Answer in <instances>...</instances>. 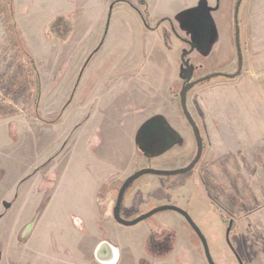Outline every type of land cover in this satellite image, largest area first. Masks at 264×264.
I'll list each match as a JSON object with an SVG mask.
<instances>
[{
	"label": "rangeland",
	"instance_id": "1",
	"mask_svg": "<svg viewBox=\"0 0 264 264\" xmlns=\"http://www.w3.org/2000/svg\"><path fill=\"white\" fill-rule=\"evenodd\" d=\"M54 1L0 0V118H4L0 119V230L4 234L0 248L7 246L10 228L33 222L36 210L39 213L51 198L53 203L59 200L53 211L60 212L67 226L78 215L90 233L117 229L126 248L118 264H137L149 233L165 230L175 238L166 264H207L201 242L177 213L162 212L135 227L116 225L114 190L129 175L124 173L173 170L195 157L197 146L182 116L179 93L186 84L209 78L188 91L187 104L197 91L228 81L209 76L238 73L242 64L233 71L224 69L236 49L233 11L224 10L221 0H189L153 19L150 2L145 1L57 0V7ZM176 2L159 0L157 5ZM55 10L76 14L78 30L68 39L43 32L48 20L55 18ZM24 53L37 74L38 97ZM151 116L162 119L175 137L165 146L173 145L167 154L148 161L139 149L134 150L132 137ZM8 123H14L9 129H15L17 142L9 141ZM50 176L56 181L51 191ZM182 179L179 183L171 177L143 175L135 183L144 184L131 189L125 201L135 199V190L175 183L183 188L162 190L164 198L154 203L177 207L188 215L214 264L222 263L226 249L225 228L218 215L238 230V258L246 264H264V177H205L199 166ZM142 194L138 210L144 212V204L152 199ZM133 210L134 206L129 212ZM119 217L131 221L125 210ZM56 229L57 236L67 232L59 225ZM229 241L235 245L233 237ZM8 262L4 255L0 264Z\"/></svg>",
	"mask_w": 264,
	"mask_h": 264
},
{
	"label": "crops",
	"instance_id": "2",
	"mask_svg": "<svg viewBox=\"0 0 264 264\" xmlns=\"http://www.w3.org/2000/svg\"><path fill=\"white\" fill-rule=\"evenodd\" d=\"M80 1L85 2V0ZM142 1L150 2L149 17L154 19L161 14V11L171 12L169 7L189 0H173L177 2L165 7L157 5L159 0ZM221 1L224 10L233 11L237 33L234 57L224 69L226 72L233 71L238 64L239 67L242 65L236 78L228 79L211 90L201 89L197 91L196 97L187 98L186 107L195 118L204 140L205 149L199 166L203 167L205 177L231 175L260 178L264 177V0ZM53 4L57 7V0ZM55 11V18L67 16ZM69 15L72 16V32H75L78 30L76 14L70 12ZM49 22L48 20L45 25ZM0 26L3 29L2 24ZM143 119V115H140V122ZM195 120L193 119L194 122ZM11 124H7L8 138L11 142H17L18 135L14 134L15 129L10 130ZM135 136L132 137L134 150L137 149ZM1 156L0 153V158ZM127 174L129 173H124ZM57 205H60L59 200L53 203V199H49L43 214L26 241L19 240L18 235L29 223L10 228L11 233L9 231L6 233L7 246L4 245V249L0 248V262L6 255L9 258L8 264H44L43 258L49 256L56 258L54 256L59 255L60 261L52 259L49 264H88L81 260L80 254L91 252L101 239L95 233L85 235V223L78 215L76 218L82 222V230H75L72 226L65 225L66 220L61 217L60 212L57 209L53 211ZM146 207L148 208V205ZM90 210L93 213L94 207L91 206ZM94 220L96 221V218ZM58 225L67 232L57 236ZM53 229L56 235L52 233ZM110 237L119 246L122 254L126 248L121 246L119 234H111ZM0 240L4 241L1 230ZM18 240L21 243H18ZM78 243L80 246L75 248Z\"/></svg>",
	"mask_w": 264,
	"mask_h": 264
},
{
	"label": "flooded vegetation",
	"instance_id": "3",
	"mask_svg": "<svg viewBox=\"0 0 264 264\" xmlns=\"http://www.w3.org/2000/svg\"><path fill=\"white\" fill-rule=\"evenodd\" d=\"M122 1L123 0H115V2H117V3H120ZM139 1L140 2H143L142 0H137V2H139ZM67 16H70V15H67ZM60 18H62V17H58V20H56L54 24H51L50 25L48 23L47 25H45V27L48 29V30L46 29V31H47V33H48L49 36H52L54 38H58L59 35L61 34V35H63L64 38H67L68 39L69 34H71V32H72V25L70 26L69 23H63L64 20L63 19H60ZM43 32H45V30ZM239 59H240V56H239ZM239 63H240V61H239ZM181 111H182V108H181ZM182 116L184 117L183 111H182ZM151 117H149L147 120H145L141 124L140 128L141 127H144L147 123H149L148 124L149 127H153L154 125H156V126L158 125V127L156 128L155 135H153L152 137H147V135L145 134V132L142 131V133L140 134V140H139V142L137 144V149H139V151L142 153V155H144L143 157L146 158L148 161H151V159H153V158H159L160 156H163V155L167 154L169 152V150L171 148H173V145H170V147H168L167 149L165 148V146H167V144H170L174 140L173 137H175L172 134V132H170L166 128V126L164 125V123L162 122V120H160L157 117H152V118ZM184 119H185V117H184ZM185 121H186V119H185ZM187 124H188V122H187ZM196 127H197V125H196ZM190 128H191V126H190ZM197 130H198V133H199L200 131H199L198 127H197ZM191 131H192V134H193V137H194V132H193L192 128H191ZM199 136H200V134H199ZM194 139H195V137H194ZM201 142H202L201 157H200L199 161L196 163V165L193 167L192 170H190V171H188V172H186L184 174H177V175H171V176H158V177H171V178L174 179L173 181H177L179 183L181 181H183L182 177L185 174L194 172L196 170V168L199 167V164H200V161H201V158H202V154H203V151L205 149L204 140L201 139ZM164 148H165L166 151L161 152ZM196 154H197V152H196ZM195 157H196V155H195ZM195 157H193L191 159H188L186 161V163L182 167H178V168L173 169V170H171V169H164V168L163 169H158L157 168V169H154V170L155 171H165V172L183 170V169L187 168L188 166H190L192 164V162L194 161ZM130 172H129V175H127L122 180L121 185L116 190H114L115 193H116V196L114 198L112 214H113V220H114V222H115L116 225H120V224H118L115 221V219H114V208H115L116 201H117V197H118V194H119V191H120L122 185L124 184V182L129 177H131V176L134 175V174L131 175ZM151 176H156V175H151ZM50 177H52V181H50V180L48 181V183H49L48 186L51 188L50 189V191H51L52 188H53V184L55 183V178L53 176H50ZM135 181L133 183H131L126 188V190L124 191L123 196H122V200H121V203H120V209H119V214H120L121 209L122 210H125V211H127V213H129V215L131 217V221L130 222L136 220L137 218H139V217H141V216H143L145 214H148L149 212L153 211L154 209L160 208L158 206L164 207L162 205H159L160 203H157V204L154 203V202L159 201V197L160 196H162V199L164 198V194L161 192L162 190L163 191L164 190L165 191L166 190L176 191L177 189H182L183 188V187H180L179 185H176L175 183L172 184V185H169L168 184L167 186H164L165 184H163V183L162 184H156V185H159V186H157V188H155V189H153L154 187L149 188L150 187L149 186L147 188H142L141 191L140 190H138V191L135 190L133 192V196H134L135 199L132 198L133 199L132 201H125L127 194H129L132 191L131 189H133L134 187H136L138 185H143L144 184V183H142V184H137L136 185ZM145 182L146 183H152L153 181H149V182L145 181ZM193 183H194V181H193ZM204 184L205 183H203V185ZM205 187H206V185H205ZM37 193H39L38 189H37ZM142 193H146L145 195H150V198L152 199V201L150 203H148V204L145 203L144 204V208L145 209L147 208L146 205H148V208H149V209L147 208L146 211H144V212H141V211L138 210L139 209L138 207L140 205L138 203L142 201V198H141V195H143ZM156 193H158V197H157L158 200L155 197L156 196ZM46 205L44 206V208L42 210H40L39 213H38V210H36V215H35V218L33 219V222L29 223L28 226L25 227L22 230V232L18 235L19 240L25 239V241H26L28 239L29 235L31 234V232H32V230H33V228L35 226V224L37 223V221L39 220V218L43 214ZM150 205H152V206H150ZM132 206H134L135 211L133 210V211L129 212L130 207H132ZM169 207H173V206H169ZM174 208H177V207H174ZM179 210H181V209H179ZM164 212H174V211H164ZM182 212H184V211H182ZM174 213H177V212H174ZM158 214H160V213H158ZM177 214H179V213H177ZM154 215H157V214H154ZM154 215H152V216H154ZM179 215L188 223V221L185 219V217H183L181 214H179ZM217 217L221 220V222L223 224L222 226H224V228H225V232H224V243H225L226 249L223 250L224 251V253H223L224 260L222 261L221 264H246L243 259H239L238 256H237V251H238L237 250V248H238L237 246H239V238L237 239V237H238V230L236 229V226L234 225V223L231 220H225L224 218L220 217L219 215ZM149 218H147V219H149ZM146 220H144V221H146ZM144 221H142V222H144ZM140 223H138V224H140ZM70 224H71V226L75 230H79L80 231V230L83 229L82 222L78 218H76V217H72L70 219ZM138 224H136L135 226H137ZM188 225L191 227V225L189 223H188ZM120 226H123V225H120ZM135 226H132V227H135ZM123 227H125V226H123ZM192 230L194 231L193 228H192ZM113 232H115V233H113ZM84 233L87 236L90 235V234H92L89 231L86 232V229L84 230ZM116 233L119 234V231H117V229L116 230H112V231H110L108 233L103 232L102 235L101 234H99V235L98 234H95V235L101 239L97 243V245L100 242H102V241H106V242L112 244L114 247H116L118 249V260L116 262V264H118V262H120V258H122V254H121V251L119 249V246L116 243H114L111 240V237H110L111 234H116ZM171 233L172 232L166 231V230L165 231H162V232H159V233L150 232L149 235H148V237L144 241V249H143L144 256L142 257V255L140 256V254L137 255L136 263L137 264H166L167 261L169 260V258L172 256V253H173V250H174V243H175L174 241H175V238H174L173 233L172 234ZM194 233L196 234L195 231H194ZM196 236L198 237L197 234H196ZM230 237H233V239L235 241V245H232V243L229 241ZM198 239H199V237H198ZM19 240H18V243H21ZM199 241H200V239H199ZM201 245H202V243H201ZM95 248L92 249L91 252H88V253H85V254H83V253L80 254L81 255L80 256L81 257V260H83V262H86L88 264H99L95 260V258H94V250H95ZM202 248H203V246H202ZM54 257H56V258H53L52 256L43 258L44 264H49L50 263V260H52V259L53 260H56L57 259V261H60L59 255H56Z\"/></svg>",
	"mask_w": 264,
	"mask_h": 264
},
{
	"label": "water",
	"instance_id": "4",
	"mask_svg": "<svg viewBox=\"0 0 264 264\" xmlns=\"http://www.w3.org/2000/svg\"><path fill=\"white\" fill-rule=\"evenodd\" d=\"M239 61H240V59H239ZM187 78H189V77H187ZM206 80H209V78H205L204 80H199L198 82H195V83H188L182 88V90L179 93L180 106L182 108V111H183V114H184L186 121L191 126V128L194 132V137H195V141H196V145H197V154H196L194 161L192 162V164L190 166H188L187 168H185L183 170L170 171V172L154 171V170H142V171L134 174L133 176L129 177L124 182V184L122 185V187L119 191L117 201H116V205L114 208V219L120 225H123L125 227H132V226H135L136 224L146 220L147 218L151 217L154 214H158V213H161L164 211L177 212V213L181 214L183 217H185V219L188 221V223L191 225V227L194 229V231L198 235V237L202 243V246H203V250H204V254H205V258H206L207 263L208 264H214L210 254L208 252V248H207V245H206L204 238L202 237L200 232L197 230L195 225L192 223L190 218L184 212L179 210L178 208L169 207V206L160 207V208L154 209L153 211L149 212L148 214H145V215L137 218L136 220H134L132 222H124V221L120 220V218H119V209H120V203L122 200L123 193L126 190V188L131 183H133L136 179H138L139 177H141L143 175L171 176V175H177V174H184V173L192 170L193 167L196 165V163L199 161V159L201 157V152H202V142H201V138L199 136L197 127L194 124V122L192 121V119H191V117L187 111L186 95H187L188 91L195 84H197L199 82L206 81ZM160 120H162V119H160ZM162 122L164 123L163 120H162ZM148 124L149 123H147L144 127H141L138 130V132L136 133V136H135L136 145L138 144V142L140 140V134L142 133V131L145 132L147 137H152L153 135H155L156 128L158 127V125L157 126L154 125L153 127H149ZM167 127H169V126H167ZM94 258L99 264H116V262L118 260V249L116 247H114L112 244H110L106 241H102L96 246V248L94 250Z\"/></svg>",
	"mask_w": 264,
	"mask_h": 264
},
{
	"label": "trees",
	"instance_id": "5",
	"mask_svg": "<svg viewBox=\"0 0 264 264\" xmlns=\"http://www.w3.org/2000/svg\"><path fill=\"white\" fill-rule=\"evenodd\" d=\"M60 19H63L64 20V22L63 23H69L70 24V26L72 25V17L71 16H65V17H62V18H60ZM56 20H58V18H55V19H53L52 21H50L49 22V24L51 25V24H54L55 23V21ZM46 27H45V33H47V31H46ZM48 30V29H47ZM23 53V52H22ZM25 54V56H26V58H27V62H28V64H29V68H30V71L31 72H33V85H34V88H35V95H36V97H38L37 96V94H36V91L38 90V78H37V74H36V72H34V68H33V62H32V60H31V58L29 57V55L28 54H26V53H24ZM239 74L238 73H234L233 75H231V76H226V75H221V74H216V75H211V76H209V77H223V78H225V79H234V78H236L237 76H238ZM199 83H201V82H199ZM200 85H204V83H201ZM36 104H37V102L34 104V109L36 108ZM0 119H4V118H0Z\"/></svg>",
	"mask_w": 264,
	"mask_h": 264
}]
</instances>
